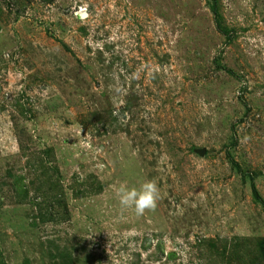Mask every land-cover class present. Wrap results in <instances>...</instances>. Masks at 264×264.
Instances as JSON below:
<instances>
[{
    "label": "rangeland",
    "instance_id": "1",
    "mask_svg": "<svg viewBox=\"0 0 264 264\" xmlns=\"http://www.w3.org/2000/svg\"><path fill=\"white\" fill-rule=\"evenodd\" d=\"M146 180L156 208H122ZM263 239L264 0H0V264H264Z\"/></svg>",
    "mask_w": 264,
    "mask_h": 264
},
{
    "label": "clouds",
    "instance_id": "2",
    "mask_svg": "<svg viewBox=\"0 0 264 264\" xmlns=\"http://www.w3.org/2000/svg\"><path fill=\"white\" fill-rule=\"evenodd\" d=\"M115 194L122 208H131L137 215H143L146 210L156 208L159 188L153 180H146L139 187H130L127 182H121L115 187Z\"/></svg>",
    "mask_w": 264,
    "mask_h": 264
},
{
    "label": "trees",
    "instance_id": "3",
    "mask_svg": "<svg viewBox=\"0 0 264 264\" xmlns=\"http://www.w3.org/2000/svg\"><path fill=\"white\" fill-rule=\"evenodd\" d=\"M212 10H213V13L216 14L215 8H213ZM252 191H253V195L256 197L258 194H257L255 187L253 185H252ZM260 249L264 255V239L260 242Z\"/></svg>",
    "mask_w": 264,
    "mask_h": 264
},
{
    "label": "water",
    "instance_id": "4",
    "mask_svg": "<svg viewBox=\"0 0 264 264\" xmlns=\"http://www.w3.org/2000/svg\"><path fill=\"white\" fill-rule=\"evenodd\" d=\"M82 15H85L84 13H82Z\"/></svg>",
    "mask_w": 264,
    "mask_h": 264
}]
</instances>
